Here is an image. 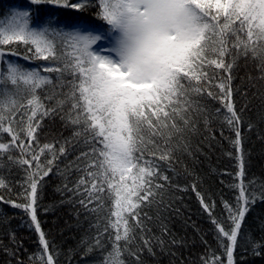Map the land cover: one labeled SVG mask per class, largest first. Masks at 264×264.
<instances>
[{
    "label": "snow or ice",
    "instance_id": "obj_1",
    "mask_svg": "<svg viewBox=\"0 0 264 264\" xmlns=\"http://www.w3.org/2000/svg\"><path fill=\"white\" fill-rule=\"evenodd\" d=\"M30 5L36 7L13 8L0 19V137L9 138L0 141V165L6 158L9 171L26 173L21 202L3 196L0 202L30 217L39 248L25 261L17 255L22 245L4 246L8 264H58L37 217L38 186L69 148L79 154L65 170L57 168L64 178L58 191L72 193L86 218L95 217L94 234L81 241L84 255L100 251L101 264H128L126 256L145 264V256L158 251L175 255L171 246L182 241L165 239L169 229L160 212L167 208L163 192L179 187L168 172L174 171L178 151L190 152L201 122L209 128L213 120L234 133L228 139L238 170L228 185L235 203L222 201L219 218L215 201L198 191L199 178L192 184L220 249L208 246L200 264H236L242 225L251 206L264 201V184L257 193L256 179L246 176L243 109L236 108L232 82L241 58L258 60L264 80V0H30ZM41 5L80 13L94 9L107 28L79 19L62 22L56 14L41 17ZM8 57L46 63L28 67ZM208 99L221 107L209 108ZM57 117L71 136L54 142L59 149L41 145L42 122ZM73 173L77 179L71 183ZM0 188L11 191L3 176ZM249 245L253 257L264 258V243L249 239Z\"/></svg>",
    "mask_w": 264,
    "mask_h": 264
},
{
    "label": "trees",
    "instance_id": "obj_2",
    "mask_svg": "<svg viewBox=\"0 0 264 264\" xmlns=\"http://www.w3.org/2000/svg\"><path fill=\"white\" fill-rule=\"evenodd\" d=\"M24 7L36 6L30 5V0H0V19H4L11 9ZM39 7L41 17L56 14L62 22L71 23L79 19L107 28V25L95 18V10L91 8L87 12L80 13L50 5ZM20 50L23 51V48L21 47ZM8 59L18 60L28 67L46 63L42 60L30 62L20 57H8ZM258 63V60L249 59L245 62L243 58L239 59L232 82L236 108L238 111L243 109L241 117L246 176L248 180L256 179L257 185L253 186V189L257 193L262 190L259 185L264 184V80L259 79L261 74L257 68ZM207 104L213 110L221 107L218 101L211 99L207 100ZM42 123L43 127L38 133L41 145L55 141L62 142L63 138L71 136V130L65 128L58 117L54 120L45 119ZM249 123L253 125L251 131L248 129ZM222 129L223 135H221ZM228 137L234 139V133L219 120H213L209 128H205L201 122L200 133L190 140V152L176 153L174 171H169L168 174L172 177V185L179 187H168L163 192V200L167 208H161L160 212L169 229V235L165 239L175 238L182 243L171 246V252L175 255L160 254L158 251L156 257L145 256V264H200V257L208 246L217 252L220 251L214 227L208 214L201 207L196 192L192 190V184L196 178H199L197 189L209 203L215 201V215L218 218L223 213L222 201L235 203V194L228 185L233 182L238 165ZM7 139H9L7 134L0 137V141L3 142ZM54 146L59 149L60 144L54 143ZM228 152H232L233 156H228ZM78 154V149L74 151L69 148L66 156H59L54 162L53 172L40 181L37 217L46 239L58 253V264H101L103 254L100 251L85 256L84 247L81 246V241L90 240L95 232V229L91 228L95 217L86 218L79 205L73 202L72 193L58 191L63 188L64 178L57 173V168L60 171L65 170ZM47 158L50 159L51 156ZM41 159L43 160L44 157ZM6 165L5 158L0 165V176H3L11 191L0 188V196L5 200L21 202L18 200V194L23 191L21 183L26 173L16 167H12L9 171ZM76 179L77 175L73 173L70 178L71 183ZM150 214L156 216L157 209L153 208ZM153 231L159 234L158 228H154ZM13 233L15 244L11 243ZM249 239L264 243V201L257 200L251 206L242 225L235 250L236 264H264V258L251 255ZM17 245H22L17 255L27 261L29 254L35 253L39 248L38 234L31 224L30 217L22 209L12 208L10 204L0 202V264H8L10 259L3 251V247L15 249ZM126 259L128 264H135L134 257L126 256Z\"/></svg>",
    "mask_w": 264,
    "mask_h": 264
}]
</instances>
